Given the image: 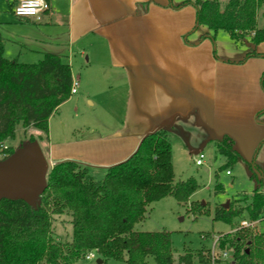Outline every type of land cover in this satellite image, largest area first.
Instances as JSON below:
<instances>
[{
	"label": "crops",
	"instance_id": "0c3cea01",
	"mask_svg": "<svg viewBox=\"0 0 264 264\" xmlns=\"http://www.w3.org/2000/svg\"><path fill=\"white\" fill-rule=\"evenodd\" d=\"M46 1L37 19L17 17L10 0L0 32L6 58L57 54L78 81L49 118V164L77 161L102 179L166 128L173 156L175 145L180 157L195 147L216 152L229 136L238 162L264 173V42L214 33L198 22L196 0ZM252 50L259 55L246 57Z\"/></svg>",
	"mask_w": 264,
	"mask_h": 264
},
{
	"label": "trees",
	"instance_id": "16d2710c",
	"mask_svg": "<svg viewBox=\"0 0 264 264\" xmlns=\"http://www.w3.org/2000/svg\"><path fill=\"white\" fill-rule=\"evenodd\" d=\"M192 3L198 22L214 33L222 30L238 44L251 39L254 47L264 42V0ZM262 8L260 25L258 13ZM253 55L259 53L252 50L246 57ZM72 82L71 66L57 54L47 53L35 63L6 58L0 32V147L15 137L19 124L41 131L39 139L47 140L49 118L71 97ZM261 86L264 90V73ZM34 140L37 138L32 136L30 141ZM215 144L217 152L226 158L225 167L242 159L229 136ZM14 152L0 150V160ZM252 167L250 164V170ZM258 171L261 175L250 200L245 205L235 200L228 209L217 206L214 220L232 223L245 213L253 223L263 215L264 173ZM252 175L256 176L254 172ZM197 187L192 177L175 178L166 128L147 134L137 150L109 167L102 179L93 178L80 162H56L49 168L47 188L36 208L23 200H0V264H75L91 250L98 252L102 264H149L150 258L156 264H173L170 233L137 230L136 224L146 218L152 203L169 195L186 205ZM222 190L221 184L215 186L216 193ZM202 208L192 203L191 211L200 213ZM62 214L71 216L72 236L66 241L53 232L54 217ZM217 245L230 250L233 258L224 260L217 254L213 264H264V233L257 230L242 227L222 234ZM199 260L208 261L203 256ZM179 261L192 264L193 259L187 253Z\"/></svg>",
	"mask_w": 264,
	"mask_h": 264
},
{
	"label": "rangeland",
	"instance_id": "374dc122",
	"mask_svg": "<svg viewBox=\"0 0 264 264\" xmlns=\"http://www.w3.org/2000/svg\"><path fill=\"white\" fill-rule=\"evenodd\" d=\"M222 1L225 3L227 0ZM10 5V0H0V11L12 14ZM262 12L263 8L259 10V17ZM259 23L263 25L262 17L259 18ZM239 44L241 45V43ZM37 61L35 59L24 63H35ZM39 134H42V132L33 127L25 128L19 124L16 128L15 137L3 142L0 150L4 152L8 148V150L16 151L34 136L44 152L46 140L41 141L38 137ZM174 144L176 143L174 142ZM176 150H178L177 145L174 146L173 156L175 178L177 180L194 178L198 184L197 190L192 194L186 205L180 204L173 195L152 203L148 207L146 218L136 224L137 230L167 231L170 233L173 264H184L179 261V257L187 253L193 259L192 264H213L215 255L230 251L227 248L221 249L217 245V240L222 234L234 232L242 227L264 233V212L253 223L249 221L245 213L235 217L232 223L214 220L213 218L217 206L223 207L227 202H230V204L231 202L235 203V200H239L242 205H245L250 200L258 185L257 178L261 175L255 164H253L252 170L239 162L225 167L226 158L217 151L212 152L206 147H195L191 153L188 152L182 157L178 156V153L181 155L182 151L178 152ZM200 153H204L206 157L202 165H197L195 159ZM52 166L53 164L50 163V169ZM227 171H230V174ZM253 172L256 176L252 175ZM217 184H221L223 187V190L218 193L215 191ZM192 203H198L200 207H203L202 212L194 213L191 211ZM54 218L53 232L55 237L62 241L70 240L72 236L71 216L62 214L55 215ZM243 221L248 222V225L243 226ZM95 255L92 259L83 257L75 264H97L100 255L98 253ZM200 256L208 261L201 262L199 260ZM114 263V261H110V264ZM149 264H156L153 258L149 259Z\"/></svg>",
	"mask_w": 264,
	"mask_h": 264
},
{
	"label": "water",
	"instance_id": "95a60500",
	"mask_svg": "<svg viewBox=\"0 0 264 264\" xmlns=\"http://www.w3.org/2000/svg\"><path fill=\"white\" fill-rule=\"evenodd\" d=\"M50 164L37 140L29 141L0 160V200H23L36 208L47 188ZM230 202L223 207L228 209ZM102 259L97 264H102Z\"/></svg>",
	"mask_w": 264,
	"mask_h": 264
},
{
	"label": "built area",
	"instance_id": "2783aa9c",
	"mask_svg": "<svg viewBox=\"0 0 264 264\" xmlns=\"http://www.w3.org/2000/svg\"><path fill=\"white\" fill-rule=\"evenodd\" d=\"M49 8V4L46 0H17V4L14 7V14L17 17H32L39 19L41 13H43L45 10ZM78 92V81L73 80L72 87H71V95H74ZM204 153H200L196 159L195 162L197 165H202L205 160ZM228 174H230V171H227ZM243 226H247L248 222L243 221ZM98 253L96 250H91L86 253L85 257L87 259L94 258ZM221 258L224 260H231L233 258L232 253L228 251H224L221 254Z\"/></svg>",
	"mask_w": 264,
	"mask_h": 264
}]
</instances>
